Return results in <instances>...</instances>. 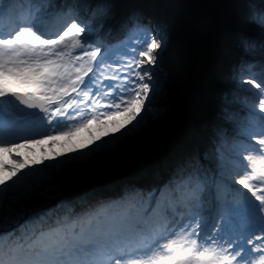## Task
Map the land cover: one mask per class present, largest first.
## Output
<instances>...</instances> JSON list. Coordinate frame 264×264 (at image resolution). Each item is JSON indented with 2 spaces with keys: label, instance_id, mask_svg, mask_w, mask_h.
<instances>
[{
  "label": "snow or ice",
  "instance_id": "6c2138e0",
  "mask_svg": "<svg viewBox=\"0 0 264 264\" xmlns=\"http://www.w3.org/2000/svg\"><path fill=\"white\" fill-rule=\"evenodd\" d=\"M91 32L73 19L56 38H45L38 21L8 37L0 33V172L7 173L0 175V264H253L256 254L264 264V61L258 76L240 81L260 116L259 134L249 135L250 143L221 175L235 195L214 209L211 219L177 211L174 190H132L75 224L34 239L17 234L21 222L31 218L33 199L47 191L43 173L56 166L39 167L44 159L30 166L20 157V148L41 142L26 133L39 127V135L54 139L113 121L115 133L123 136V129L130 133L143 123L159 95L164 36L157 29L141 30L131 53L124 50L127 62L93 47ZM9 78L22 90L10 89ZM115 133L106 132L112 140L99 144L102 138L96 137L92 151L113 143ZM69 151L79 152L73 159L90 155ZM202 171L199 159L186 158L177 163L175 178L189 186L195 182L190 191H199V182L208 179ZM17 188L19 195L9 196L5 206V193Z\"/></svg>",
  "mask_w": 264,
  "mask_h": 264
},
{
  "label": "rangeland",
  "instance_id": "374dc122",
  "mask_svg": "<svg viewBox=\"0 0 264 264\" xmlns=\"http://www.w3.org/2000/svg\"><path fill=\"white\" fill-rule=\"evenodd\" d=\"M39 1L40 0L31 1L30 12L33 13V15L27 16V21L28 25L35 24L38 21L39 27L46 33V37L56 38V36L65 29L67 24L71 23L72 20L75 19L77 23H83L84 25H87L91 28L92 41L94 42L93 47H100L102 54H104L106 51V53L109 56H112L114 60H119L121 62H127V60L130 58L129 55L125 54L124 50L126 48L127 52L129 54L131 53L132 49L137 44L140 32L133 33L132 36H130L129 42L127 43H123L124 40L120 38V36L123 35V29H121L120 33L116 35L119 36L118 38L114 37L113 39L107 40V37L110 35L113 29L112 20L122 9L121 5L117 8L115 14H113L111 18L100 22H89L90 12L88 8H85L81 11H78L76 15H71V17L67 19L66 23L56 27L55 29L49 27L50 25H48L49 29H43L42 25L46 24L51 18H53V15L57 12V9L55 8L52 13L46 16H36V10L34 7L36 5L34 2ZM11 6V0H0V21L3 16L10 18V15L8 13L10 12L9 10H11ZM16 11L14 12H19L21 13V15H24L21 5L20 10L17 9ZM174 24H183V20H175ZM253 26L259 38V50L264 53V24L254 23ZM20 27H23L22 23H17L15 27H12L10 32H13L15 28H18L17 30H19ZM16 31H14V33ZM101 37L109 41V43L103 48L101 47V45H104L102 42L103 39H101ZM163 44V60L161 63L162 75L159 95L152 103L143 123L137 126L133 131L128 133L127 129H123L122 131L127 134L122 136L120 133H115V126L113 121H105V123L103 124L95 122L90 124L86 128L73 132L70 136H55L54 139H46L41 135L34 134L36 139H39L41 142L38 144H30L27 148L19 149L20 157L23 159H27L30 163V166L31 161L41 159H44L45 163H51L55 165L57 157H59V155L57 154L67 148L84 149L86 152L90 153L88 157H95V160L92 164L89 163L86 156H84L75 160H66L60 167L55 166L53 168H50L54 173L51 177H49L51 179L47 181V178L44 177L42 181V188L47 189V191H44V194L49 198L44 201L35 197L31 202V210L35 208L34 206H36V204L38 205V209L46 210L47 206L52 204V201H56L57 199H62L61 202L68 203L66 197L69 194H74V196L69 199V201L73 202L78 208L79 206H77V204L80 202V194L82 192H85V190L89 187H96L100 184L101 179L110 174H116L117 176L119 175V180L124 181L126 174L134 173L135 181L143 183L146 190L154 189L159 192L165 190V188H168L171 192V190L180 188H175L176 186L172 182V177L175 172L174 170L171 173V170L170 172H168L163 168L162 171H159L160 177L156 178L155 184V175L148 167L150 166L151 160H155L158 155L159 162L162 163V165L167 166V163L170 161V153L171 156L177 157L175 151L178 152V150L180 149L177 146V141L186 140L193 143L196 142V136L197 133L200 132V130H197L194 123V120L196 118L194 116L192 107L194 103L199 99V94L194 85L187 84L186 82L187 78H193L194 75L192 71L186 68L182 70L183 61L185 60L184 62L186 63L187 59H185V53L181 51H174L179 42L175 39L173 32L168 36L167 42H163ZM249 58L251 59L253 64L252 69H255V67H258V58L261 59L262 57L259 56L257 58L255 54L249 52ZM108 62L112 63V60ZM113 66L117 67L118 65L113 64ZM257 75L259 74L252 76ZM251 77L245 78L244 80H248ZM105 83H107V81ZM237 84L240 88H243L242 90L244 92H247V85H242L240 81H238ZM7 86L14 91H20L23 87L12 78H9ZM170 101L172 102L171 105ZM233 104L234 107L238 109V112L242 113L241 115L253 112L252 101L248 106L247 104L241 103V101H236ZM167 107L169 108L167 111H165L164 109ZM159 109L163 111L160 112L158 111ZM256 116V121H254V123L252 124L253 126H251L250 130H246L245 135L239 133L238 131L237 133H235L234 130H232V139L227 144V146L229 147V151L222 154L223 156L218 164L215 163V160L207 158L206 156L204 157L209 164L213 165L212 169L208 172H212L213 174H215L219 169L220 174H223L225 176L227 175V173L230 171V167L236 163L237 152L242 150L243 146H246L250 143L249 135L258 136L259 134L261 120L259 115ZM120 122L123 121L121 120ZM131 127V125L128 126V128ZM202 127L203 126L201 125L200 128ZM106 132L110 134L115 133L118 139L107 146L110 150V155L106 160L100 162L102 151L104 148L97 151H92L96 148V144H93V140L96 137H101L102 140H98L96 142L97 144L103 143L105 140H112L111 135L105 136ZM240 137H246V139H248V141L245 140V145H242L241 142H239V140L237 139ZM251 142L255 143V141ZM84 145H88V148H83ZM15 155L16 154H13V158H15ZM53 157L54 159H47ZM3 158L8 161L7 156H4ZM42 166L44 165H39V167L41 168ZM27 170L28 169H25V171ZM159 170H161V168ZM44 173L43 176H45ZM0 175H7V173L0 172ZM218 178L221 179V175ZM158 181H160V183ZM9 183H12V181H9ZM221 184L223 185L225 183L221 182V180H218V185L220 186ZM50 185L53 186L52 191H48ZM122 185L123 184H116L115 187L112 188L107 195H105L106 198H104V200L106 204H117L121 202L124 197H126L125 193H123V190L121 189ZM195 185L196 183L193 182L190 188L195 189ZM235 187L238 188L239 186L237 185ZM199 188V193H197L196 191L189 192V194L192 193V196L194 195V199L188 201L187 207H198L201 209V211L206 208L207 211H211L213 196L211 190H209V185L208 187H205V185H203L202 187L199 186ZM226 189L228 195L222 201L217 200V202L214 204V207L217 208L218 206H220V204L222 205L225 199L233 198L235 194L233 193L232 189L228 185ZM20 191L21 189L17 188L13 191L6 192L4 196V205H8L9 196H18ZM186 192L188 193V191ZM190 199L191 197H189L188 200ZM92 200L93 199L89 200L88 202L92 203ZM111 201L113 202L111 203ZM180 206L181 208H183V210H185L184 205L177 204V211L178 209H180ZM13 207H16V205H13ZM77 208L75 210H77ZM34 211L32 210V212H30V216H32ZM74 212L76 213V211ZM74 217L76 218L77 215H74ZM27 222L22 221L21 226L26 225ZM24 236L26 237L27 235ZM27 237L30 238V236Z\"/></svg>",
  "mask_w": 264,
  "mask_h": 264
},
{
  "label": "trees",
  "instance_id": "16d2710c",
  "mask_svg": "<svg viewBox=\"0 0 264 264\" xmlns=\"http://www.w3.org/2000/svg\"><path fill=\"white\" fill-rule=\"evenodd\" d=\"M22 1L25 8L29 9V3L33 0ZM58 1L65 16L88 8L91 23L106 20L121 5L123 11L120 23L130 32L145 27L155 28L164 36V43L167 42L168 36L174 33L175 39L179 42L174 51L185 53L187 59L186 63L183 61L182 70L186 68L194 75L193 78H187L186 82L194 85L199 94L193 112L196 118L194 123L197 130H200L203 152L200 154L191 141H177V146L182 150L178 148V152L175 151L177 157L171 156L170 153V161L164 166L159 162L158 155L155 160H151L148 168L156 176L158 163L166 169L172 164L175 170L179 161L196 158L203 165L202 175L208 177L207 170L210 165L204 162V157L213 159L218 164L222 154L229 151L227 146L229 128L243 133L249 124H252L251 114L241 115L233 103L241 101L248 106L252 101L251 93L244 92L237 82L257 74L251 67L249 52L264 55L259 50V38L253 26L254 23L261 24V19L264 18V0H43L41 3L35 2L38 6L36 15L50 14ZM256 4H262V9L257 8ZM175 20H183V24L176 25ZM259 60L262 63L263 60ZM168 108L164 110L167 111ZM69 150L70 148H67L59 153L62 155L57 157L56 167H60L66 160H75L72 157H79V152ZM109 155L110 150L105 147L100 162L106 160ZM86 158L91 164L95 160L94 156L87 155ZM47 164L45 163L42 168ZM51 170L50 168L45 170L44 177L47 181L54 174ZM102 189V187L86 189L80 198L82 203L78 206H88L87 198L93 199L92 202L97 204L96 211L106 206L103 201L99 203ZM49 190L52 191L53 186L50 185ZM122 190L127 195L132 190L146 189L143 184L124 182ZM48 198L45 194L37 197L44 201ZM34 207L33 211L38 205ZM87 217L89 215L79 214L75 219L68 210L61 209L56 204L49 207L46 212L37 211L35 221L31 222V225L33 231L38 230L41 233L44 228V233H48L50 229L70 225L71 222L82 221ZM49 218L54 219V222H48Z\"/></svg>",
  "mask_w": 264,
  "mask_h": 264
},
{
  "label": "bare ground",
  "instance_id": "6f19581e",
  "mask_svg": "<svg viewBox=\"0 0 264 264\" xmlns=\"http://www.w3.org/2000/svg\"><path fill=\"white\" fill-rule=\"evenodd\" d=\"M8 14L10 15V19L8 17H6L7 18L6 20H1L0 21V31H2L1 33H3L4 31H6V30H8V29H10L12 27H14L15 25H17V23H19L20 21H22V18L19 17L17 15L18 13H16V12L10 11ZM53 23H54V21L53 20H50V21L47 22V24L42 25V28L43 29H48L49 27L47 25L52 26ZM112 27H113L112 32L107 37V40L108 39L109 40L110 39H113L121 31V28L120 27H117L116 24L114 26H112ZM174 191H175V196H176V202H177V204H180V203L185 204V200L186 199L183 196H185V195L188 194L186 191H188V192L190 191V186H188L187 184L183 183L179 189H175ZM180 213L181 214H184L183 211H180ZM201 214H202L203 217H207V218L211 219V216L212 215L211 216H208L205 211H203Z\"/></svg>",
  "mask_w": 264,
  "mask_h": 264
}]
</instances>
